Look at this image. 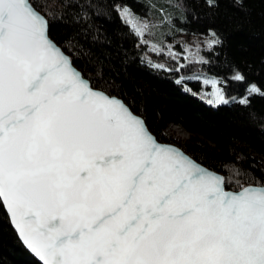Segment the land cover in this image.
I'll return each instance as SVG.
<instances>
[{
  "label": "snow or ice",
  "instance_id": "1",
  "mask_svg": "<svg viewBox=\"0 0 264 264\" xmlns=\"http://www.w3.org/2000/svg\"><path fill=\"white\" fill-rule=\"evenodd\" d=\"M35 4L0 0V206L24 245L42 264H264V185L225 191L159 144L73 67ZM216 103H228L219 89Z\"/></svg>",
  "mask_w": 264,
  "mask_h": 264
},
{
  "label": "trees",
  "instance_id": "2",
  "mask_svg": "<svg viewBox=\"0 0 264 264\" xmlns=\"http://www.w3.org/2000/svg\"><path fill=\"white\" fill-rule=\"evenodd\" d=\"M41 3L43 9L40 4L34 6L47 19L50 38L83 77L92 87L121 98L143 118L158 141L177 145L197 162L222 174L227 190L264 185V96L249 95L247 104L238 98L251 84L264 92V0H244L242 6L234 0H216V7H208L205 0ZM120 6L143 16L155 13L160 26L171 28L176 38L177 34L210 36L212 41L219 38L220 43L204 49L198 64H181L185 66L180 71L173 65L153 68L146 46L121 19ZM196 70L216 78L225 95L237 100L206 103L198 94L202 83L190 78V71ZM236 73L244 77L242 82L232 79ZM173 125L189 134L184 145L166 136L165 130ZM0 264H39L20 243L2 206Z\"/></svg>",
  "mask_w": 264,
  "mask_h": 264
},
{
  "label": "rangeland",
  "instance_id": "3",
  "mask_svg": "<svg viewBox=\"0 0 264 264\" xmlns=\"http://www.w3.org/2000/svg\"><path fill=\"white\" fill-rule=\"evenodd\" d=\"M118 8L121 9V11L118 12L123 21L126 22L129 17L124 14L122 10L128 9V11L131 13V18H134V21L138 26H146L144 27L143 36H137L139 37L140 43L147 48V58L150 59L155 65H164V68L167 67V65H173L175 68H177L183 63L190 62L198 64V62L203 60V50L208 49L211 46L210 42L212 41V38L210 36H194L183 34H177L179 35L177 38L176 36H172L173 32L171 31V28H164L163 26L161 27L160 23H158V16H156L155 13L148 12L149 14L143 16L134 12L127 6H120ZM154 8L156 9V7ZM170 15L172 14L170 13ZM170 15H168L169 18L171 17ZM173 55H175V59L173 58ZM190 73V78L192 80H199L200 83H202L201 92L198 94L206 101V103L211 100V105L224 104L216 103L217 89L220 90V93L228 102L237 100V98H234L233 96L229 97L225 95L221 86L222 84L216 78L204 74L203 72H200V70H196L194 72L190 71ZM186 88L190 90L192 89L190 87ZM248 96L249 94L246 92L244 96L238 98L241 100ZM165 134L166 136L172 138L175 143H178L179 145H184L190 137L189 134L175 126L168 127V129L165 130Z\"/></svg>",
  "mask_w": 264,
  "mask_h": 264
},
{
  "label": "water",
  "instance_id": "4",
  "mask_svg": "<svg viewBox=\"0 0 264 264\" xmlns=\"http://www.w3.org/2000/svg\"><path fill=\"white\" fill-rule=\"evenodd\" d=\"M46 19V18H45ZM47 20V19H46ZM48 36H49V34H48ZM49 38H50V36H49ZM51 39V38H50ZM52 40V39H51ZM53 41V40H52ZM54 42V41H53ZM55 43V42H54ZM56 44V43H55ZM57 45V44H56ZM58 46V45H57ZM58 47H60V46H58ZM61 48V47H60ZM62 50V49H61ZM63 51V50H62ZM64 52V51H63ZM64 54L66 55V56H68L65 52H64ZM69 57V56H68ZM70 58V57H69ZM73 64V63H72ZM73 67L74 68H76L75 66H74V64H73ZM77 69V68H76ZM78 70V69H77ZM79 71V70H78ZM80 72V71H79ZM81 73V72H80ZM82 74V73H81ZM83 76V75H82ZM84 78V77H83ZM84 79H86V78H84ZM86 80H88V79H86ZM91 84V83H90ZM92 86V85H91ZM94 88V87H93ZM94 89H96V88H94ZM96 90H99V89H96ZM99 91H102V90H99ZM105 93V92H104ZM106 94V93H105ZM108 95V94H107ZM110 97H115V98H117V99H119V100H121L130 110H131V108L121 99V98H119V97H117V96H111V95H109ZM131 112L134 114V115H136V116H138V117H140V118H142L141 116H139L138 114H136L135 112H133L132 110H131ZM143 119V118H142ZM147 129H148V127H147ZM149 130V129H148ZM149 132L153 135V137L156 139V141L159 143V144H161V145H164V146H171V147H174V148H176V149H178L180 152H182L186 157H188V158H190L191 160H193L197 165H199V166H201L202 168H204V169H206V170H208V171H210V172H212V173H214V174H216V175H219V176H221V177H223V175L222 174H220V173H218V172H215V171H213V170H211V169H209V168H207L206 166H204V165H202L201 163H199V162H197L195 159H193L191 156H189L186 152H184L180 147H178L177 145H175V144H172V143H164V142H160V141H158L157 140V138H156V136L149 130ZM224 178V177H223ZM249 186H252V187H256V186H260V185H248V186H245V187H249ZM224 188H225V184H224ZM241 189H239V190H237V191H232V190H227V189H225V191H228V192H238V191H240ZM7 213V212H6ZM7 215H8V218H9V221H10V223H11V220H10V217H9V214L7 213ZM11 226H12V228L14 229V231L16 232V234H17V237H18V239H19V241H20V243L23 245V247L26 249V251L39 263V264H42V262L39 260V258L38 257H36L25 245H24V243L22 242V240L20 239V237H19V235H18V232H17V230L15 229V226L11 223Z\"/></svg>",
  "mask_w": 264,
  "mask_h": 264
},
{
  "label": "clouds",
  "instance_id": "5",
  "mask_svg": "<svg viewBox=\"0 0 264 264\" xmlns=\"http://www.w3.org/2000/svg\"><path fill=\"white\" fill-rule=\"evenodd\" d=\"M174 126V125H173ZM170 127V126H169ZM175 127H177V126H175ZM179 128V127H178ZM181 129V128H180Z\"/></svg>",
  "mask_w": 264,
  "mask_h": 264
}]
</instances>
